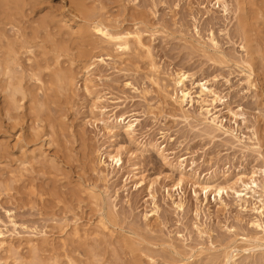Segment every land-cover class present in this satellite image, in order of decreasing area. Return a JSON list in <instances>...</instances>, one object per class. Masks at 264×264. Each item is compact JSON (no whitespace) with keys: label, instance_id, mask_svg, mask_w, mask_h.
<instances>
[{"label":"rangeland","instance_id":"obj_1","mask_svg":"<svg viewBox=\"0 0 264 264\" xmlns=\"http://www.w3.org/2000/svg\"><path fill=\"white\" fill-rule=\"evenodd\" d=\"M10 1L0 264H264V0Z\"/></svg>","mask_w":264,"mask_h":264},{"label":"bare ground","instance_id":"obj_2","mask_svg":"<svg viewBox=\"0 0 264 264\" xmlns=\"http://www.w3.org/2000/svg\"><path fill=\"white\" fill-rule=\"evenodd\" d=\"M7 1V0H6ZM19 1H22V0H19ZM29 1H31V2H29V4L31 5V3L34 1H32V0H29ZM11 3V5H10V8H8V9H12L11 11H13L14 9H16V8H18L17 7V5H18V1L17 0H11L10 1ZM17 3V5H16V3ZM23 2V1H22ZM34 2H36V0L34 1ZM8 3V2H7ZM15 3V4H14ZM23 4H25V2L24 3H22V4H20L21 5V7H22V10H23V7H25ZM33 4V3H32ZM35 5H36V3H34ZM16 5V6H15ZM20 5H18L19 7H20ZM7 6H9L8 4H7ZM11 6H14V9L13 8H11ZM27 9V8H26ZM18 10V9H17ZM10 11V10H9ZM19 11H20V9H19ZM19 11H17V12H19ZM14 12H15V10H14ZM16 12V14H18ZM7 13V12H6ZM9 14H10V12H9ZM14 14V13H13ZM20 15H21V13H20ZM12 16V15H11ZM16 17L15 18H17V16L18 15H15ZM14 18V19H15ZM98 31L99 32H101V34H103L106 38H107V40L108 41H111V42H114V43H116L119 47H121V48H123V49H127L128 48V44H129V41H127V38L128 37H126V34L125 35H123L122 33H110V32H107V31H104L103 29H98ZM2 59L0 58V65H1V63H3L2 61H1ZM5 61V60H4ZM4 66H5V64H4ZM1 67V66H0ZM2 67H3V65H2ZM187 79V75L186 74H182L178 79H176L175 80V84L177 85V86H180V85H183L184 84V81ZM180 90V89H179ZM177 92H178V90H177ZM181 94H182V99H181V102L183 103V102H185L186 101V99H187V96H189V93H185L183 90H182V92H181ZM177 99V98H176ZM181 103V104H182ZM133 123H131L128 127H133ZM120 152V151H119ZM119 152H116L115 154H111V153H108L107 154V156L109 157V159L110 160H112V161H115V162H117L118 164H120L121 163V161H122V154L121 153H119ZM225 186H220V185H217V188L216 189H218V192L219 193H221L225 188H224ZM210 189V188H209ZM216 191V190H215ZM263 207H264V204H263ZM264 236V235H263ZM262 239H264V237H261ZM260 238V239H261ZM231 259H232V257H227V260H226V262H225V264H232L233 262L231 261Z\"/></svg>","mask_w":264,"mask_h":264}]
</instances>
